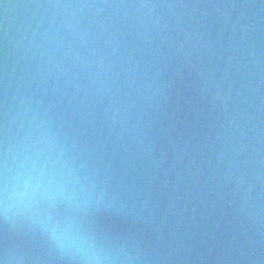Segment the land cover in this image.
Masks as SVG:
<instances>
[{
	"label": "water",
	"instance_id": "water-1",
	"mask_svg": "<svg viewBox=\"0 0 264 264\" xmlns=\"http://www.w3.org/2000/svg\"><path fill=\"white\" fill-rule=\"evenodd\" d=\"M26 3L91 5L57 10L44 56L10 55L96 177V236L131 264H264V0H2L0 24ZM3 69L0 42V105ZM0 260L75 264L2 217Z\"/></svg>",
	"mask_w": 264,
	"mask_h": 264
},
{
	"label": "clouds",
	"instance_id": "clouds-1",
	"mask_svg": "<svg viewBox=\"0 0 264 264\" xmlns=\"http://www.w3.org/2000/svg\"><path fill=\"white\" fill-rule=\"evenodd\" d=\"M86 7L91 5L3 4L0 217L6 222L27 221L75 264H131L132 257L102 241L88 227L86 217L96 203V177L52 127L38 104L26 92H21L10 55L44 56L48 46L55 45L51 17L58 14L57 10L70 12ZM138 7L154 12L152 5ZM30 9L43 10V13L25 22L22 17ZM59 206L66 210L63 215L56 212ZM0 264L7 262L0 260Z\"/></svg>",
	"mask_w": 264,
	"mask_h": 264
}]
</instances>
